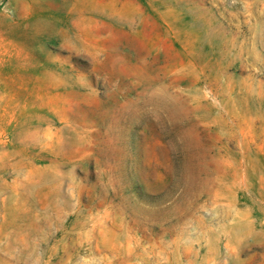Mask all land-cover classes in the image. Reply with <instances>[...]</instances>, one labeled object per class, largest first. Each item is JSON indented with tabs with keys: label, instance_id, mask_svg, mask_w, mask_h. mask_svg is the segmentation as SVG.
<instances>
[{
	"label": "rangeland",
	"instance_id": "374dc122",
	"mask_svg": "<svg viewBox=\"0 0 264 264\" xmlns=\"http://www.w3.org/2000/svg\"><path fill=\"white\" fill-rule=\"evenodd\" d=\"M0 264H264V0H0Z\"/></svg>",
	"mask_w": 264,
	"mask_h": 264
}]
</instances>
